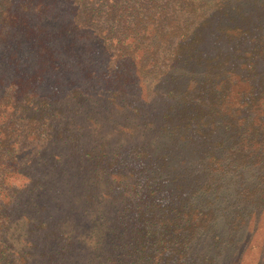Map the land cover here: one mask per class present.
I'll return each instance as SVG.
<instances>
[{
    "label": "trees",
    "instance_id": "trees-1",
    "mask_svg": "<svg viewBox=\"0 0 264 264\" xmlns=\"http://www.w3.org/2000/svg\"><path fill=\"white\" fill-rule=\"evenodd\" d=\"M0 9L6 26L32 28L19 38L40 58L15 76L16 39L0 68V264H242L264 224V0H0ZM51 72L67 79L63 103L35 92ZM95 97L112 125L76 120ZM108 130L128 142L127 161L109 152ZM87 203L85 253L72 225L43 216L66 206L83 217ZM107 203L129 228L102 255Z\"/></svg>",
    "mask_w": 264,
    "mask_h": 264
},
{
    "label": "rangeland",
    "instance_id": "rangeland-1",
    "mask_svg": "<svg viewBox=\"0 0 264 264\" xmlns=\"http://www.w3.org/2000/svg\"><path fill=\"white\" fill-rule=\"evenodd\" d=\"M1 9H0V14H1L0 16L1 17L0 18V50L2 49L4 54L0 56V68L3 71V69H6V67H4L3 65L4 63L2 62H10L15 59V58L13 60L10 59L9 61L8 52L11 50L9 48L7 49V46H10L13 48V50H15L18 47L17 45H20L19 43H16L15 41L16 39L21 38L20 33L25 32V35H26V32H29L32 28H30V26L29 28L28 27L26 28L20 24L13 25V26L11 25L6 26L5 22H2V20L5 21L6 19L5 12L1 11ZM32 20L33 22L37 23V25L38 23H40V19L38 17H32ZM48 26L49 28H51V30L53 29L52 30L53 32L55 31L52 24L48 23ZM9 29H12V30L9 31ZM7 32H8V35L6 34ZM39 35L41 36V33H39ZM20 41L22 42L24 46V51L22 53L23 55L21 56L22 63L19 65L20 67L19 66L17 67L18 68V70L16 71L17 73L13 71L12 65L8 68L15 76L24 78L26 74L28 73V70L30 69V67L32 68V64L34 63V61H37V63L40 66V62H39L40 58L36 56L33 53V51L29 50V48L31 47L32 40L28 38V36L22 37ZM34 70H36V68H34ZM35 72L36 73L34 74H37L38 70H36ZM0 75L1 76L3 75L2 72H0ZM79 77L82 79L80 74H79ZM37 80H38V76L36 78V81ZM66 80L67 79L61 80L60 78H58L56 74L51 72V76L49 77V79L47 81H42L41 83H39L38 84L39 87L35 90V92L39 94L40 99H44L48 101L51 105H53L54 103L56 104L63 103L64 101L68 100L66 99V95H67L66 93L69 92V88L68 86L63 85L64 81ZM67 84H68V81H67ZM97 98L98 97H95L93 103L91 104V108L81 106L80 108L75 110L76 112H82L78 117H76V120L79 121L80 119L79 123L86 125V119H88L89 117H97L98 120L104 121L107 125H112V122L106 119V115L109 112L108 106L104 103L102 107H99V102H97ZM68 112L70 113L71 116H74V109H72L71 106L68 107ZM86 131H87V135H86L85 142L87 144L85 143V145H88L89 142L90 143L94 142V139L91 136L90 124L88 125ZM102 136H106L109 138V146L111 147L109 149V152H113L116 156H118L119 158H122L123 161H127L129 157L128 152L130 151L128 142L124 138H121L118 133L112 130L103 132ZM36 150L32 148H26V149L24 148L22 150L23 152H21V155L25 153H29V155H32L34 151ZM54 153L55 155L58 154L57 152H54ZM71 154H72L71 156L74 155V158L72 159V168L76 169L78 167V163L82 164V159H80L79 156L75 155V153L73 154L71 152ZM115 170H117V168H111V171H115ZM160 201L161 203H165L166 200L161 198ZM53 203L54 201L50 205H53ZM83 203L84 201L82 202L77 201L76 205L77 207H81ZM86 207H87V211H85V214L82 215L83 217L79 216L78 214L75 215L71 211H68V210L65 211V209H67L66 206L63 208L62 211H60L59 209H56V207H53V208H50L49 213H44L43 219L44 221L53 220L54 224L56 223V221H59L61 222V224L66 222L69 226L72 225L74 228L73 237H75V239L78 240V246L80 247L81 251H85V253H88L89 251H92L91 244L89 242L92 235H89V233H90V225H94L92 223L93 221L92 211H94V204L87 203V205L85 204V208ZM103 212L106 218L108 230L105 232L106 243L103 245L101 251H102V255H107L110 251H112L116 247L117 243H121V241L123 240L124 234L127 233L128 228H129L126 225L125 221L129 220V218L123 215V212H124L123 208H119L118 205L114 203L104 206ZM50 213L53 216L49 217ZM76 226L79 227V229H76ZM263 229H264V224L261 223L257 231L252 235L248 245L243 250L242 264H256L257 263L259 256L262 253V231ZM48 230L49 228L42 231L41 233L42 238L44 237V235H46L45 232H48ZM41 251H49V250H47L46 248H43V250Z\"/></svg>",
    "mask_w": 264,
    "mask_h": 264
}]
</instances>
